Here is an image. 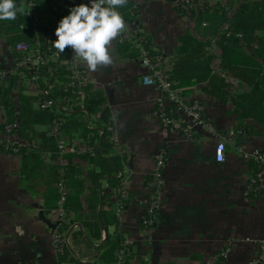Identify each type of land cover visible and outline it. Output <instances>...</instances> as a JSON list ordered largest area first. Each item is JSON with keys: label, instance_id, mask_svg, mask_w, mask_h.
I'll use <instances>...</instances> for the list:
<instances>
[{"label": "crops", "instance_id": "crops-1", "mask_svg": "<svg viewBox=\"0 0 264 264\" xmlns=\"http://www.w3.org/2000/svg\"><path fill=\"white\" fill-rule=\"evenodd\" d=\"M88 1L80 0L76 6ZM131 1L137 6L139 33L148 38L153 53L166 56V67L173 75L182 37L190 33L204 40L206 27L202 24L199 29L200 20L183 5L185 0ZM208 1L212 8L204 18L213 23L219 18L214 10L224 8L232 13L244 0ZM14 2L17 5L23 2L28 7L25 16L37 18L40 26L53 35L60 21L76 7H69L66 14L63 2L39 0L35 9L26 0ZM225 27L222 24L220 29ZM130 28L124 30L130 32ZM19 30L14 21H0V61L6 70L14 69L18 63L14 40ZM214 48V53L220 56L221 51ZM138 53V58L132 52L123 55L118 37L115 38L110 50L112 65L91 72L80 63L92 78L86 89V104L91 111L77 103L68 106L72 109L68 113L61 108L55 110L64 120L66 144H89L95 154L97 148L101 158H117L120 162L119 170L106 165L105 171L112 172L102 175L103 169L98 164L74 155L67 159L72 193L67 209L71 223L78 226L68 230L73 258L80 264H105L98 258L105 251L103 245L109 234L119 236L122 241L124 237L129 240L131 254L126 264H249L259 257V244L264 242V194L249 193L253 170L246 156L264 148V127L236 114L233 97L246 90L233 76L228 79L231 85L226 101L221 95L215 97L205 91L206 83L180 88L186 97L203 101L207 123L215 131L210 133L201 126L195 137L188 139L179 128L166 130L161 126L156 115L161 95L142 82L147 70L141 59L146 54L143 48ZM53 62L66 65L60 58ZM55 74L50 73V77L58 82ZM5 83L11 102L5 105L0 95V133L10 119H19L23 103L29 105L30 98L37 100L42 94L39 86L30 83L23 73ZM38 105L35 101L34 110H39ZM76 106L80 115L73 119ZM81 119L88 132L79 124ZM110 126H114L117 143L125 149L122 154L108 138L107 145L102 146L104 133L109 135ZM49 127L36 126V132L48 134ZM231 130L235 134L228 137L226 161L218 163L216 145ZM28 134L32 136L31 131ZM19 137L30 141L22 134ZM33 140L39 144V150H25V154L41 150V140ZM161 151L166 152L167 159L158 192L160 208L153 225L145 226L154 196L151 189L155 156ZM23 155L0 149V264H69L60 262L53 240L51 215L59 197L58 167L53 169L58 166L57 155L52 152L40 158ZM120 175L127 181L128 208L118 226L105 229L101 215L117 208ZM225 250H229L227 258L221 256Z\"/></svg>", "mask_w": 264, "mask_h": 264}, {"label": "trees", "instance_id": "trees-1", "mask_svg": "<svg viewBox=\"0 0 264 264\" xmlns=\"http://www.w3.org/2000/svg\"><path fill=\"white\" fill-rule=\"evenodd\" d=\"M29 4V0H26ZM55 2L66 3L67 9H64V13L68 14V8L72 6L71 0H53ZM39 0H37L33 9L37 8ZM134 3L128 0L127 5L120 7L117 10L120 12L125 22L128 24H136V16H134ZM186 6V5H185ZM193 16L197 15L199 18L198 27L204 28V40L197 38L190 33H187L182 37L181 44L177 50L175 63L173 67V79L177 83L178 88H187L192 86H201L206 83L205 91L211 93L213 96H223L224 101L227 100L228 89L230 88V81L228 80L231 76L236 79V82L243 86L246 90L243 94L235 95L233 97V104L235 106L236 114L242 119H251L258 125L264 127V0H244L232 13L230 10L224 8L214 10L213 13L219 14V18H215L218 22L207 21L208 18H204V15H208L210 9L206 3L202 6H186ZM180 13H183L181 7L178 8ZM32 18L22 16L14 21V25L20 29L18 36L14 40V48L20 43L35 44L40 42L42 49L46 54L57 52L52 47L51 42H54L57 38L52 32L46 28L38 25L34 27ZM225 24L224 29H220L221 25ZM52 31V30H51ZM141 38V45L145 51L146 57H153L156 53H153L149 49V41L147 37H144L141 33L138 34ZM208 36H211L209 38ZM214 40V41H212ZM214 47H217L221 54L217 56L214 53ZM69 48L65 49L63 54H60V61L66 62ZM120 51L123 55L133 53L135 58H138V50L130 43H120ZM218 61V67L215 66V62ZM55 72V76L58 80L56 82L55 77L51 78L50 73ZM35 72L29 71L27 77L30 78ZM39 79L37 85L39 89H44L50 86L51 98L55 101V107L51 110H34V102H42L43 96H39L36 100L29 99L28 103L20 107L19 120L21 121V129L19 134L28 138L29 140L40 139V151H34L30 154H25L26 151L22 152L23 157L26 158L28 155L43 156L46 152L57 153L56 142L53 138L47 136L45 133H37L36 126L39 125H51L53 120L60 118L55 110H59L64 105L69 103V100L75 101L77 98L76 90L67 88L66 75L69 74L67 66H61L60 64L49 62L47 66L40 70ZM5 82H0V95L4 98L5 105L9 106L11 100L8 97V87L5 86ZM88 101L84 102L85 108L91 111L88 106ZM76 111L71 115L73 119L80 115V112ZM11 117V116H10ZM12 118V117H11ZM62 119V118H61ZM206 119V117H205ZM63 120V119H62ZM207 120V119H206ZM14 119H10L9 122H13ZM83 126L84 131L85 122L81 119L79 123ZM66 128V125H65ZM248 128H246L247 130ZM28 131H31L32 136L30 137ZM87 131V130H86ZM85 131V132H86ZM88 132V131H87ZM109 135L104 133V140L102 146L107 145L105 139ZM107 140V141H108ZM109 147V146H108ZM57 157V156H56ZM81 158L87 159L90 163L98 164L102 167V175H109L112 171H105L106 165L112 170H119L120 162L118 159H103L100 157L96 148V154L80 156ZM249 165L253 170L250 178L256 177L259 173L264 172V164L255 160H249ZM58 167L56 182L59 180V166L53 167L54 171ZM68 171V169H67ZM70 169L67 173V177L70 176ZM101 175V176H102ZM99 178V176H97ZM55 182V183H56ZM250 183V182H249ZM250 194L263 195L264 190L256 191L254 188H249ZM71 195L69 201L71 200ZM57 200V198H56ZM123 208L127 210V200H121ZM103 228L113 225H119V218L117 217V208L114 212L105 213L102 215ZM122 248V240L119 236L107 235L103 249L104 253L100 256L99 261L105 264H117V253ZM61 263L69 264H80L73 255L69 247L64 248L59 253ZM99 264V262H98Z\"/></svg>", "mask_w": 264, "mask_h": 264}, {"label": "built area", "instance_id": "built-area-1", "mask_svg": "<svg viewBox=\"0 0 264 264\" xmlns=\"http://www.w3.org/2000/svg\"><path fill=\"white\" fill-rule=\"evenodd\" d=\"M80 0H71V4L76 6ZM37 0H29V6L33 8ZM208 0H185L183 5L186 6H204L208 4ZM88 5L91 6V0L88 1ZM211 6H208V8ZM138 14L137 6L134 5V16L136 18ZM32 23L34 27H37L39 21L33 17ZM125 28H130L131 24L126 23ZM131 31L123 30L118 36L120 43L128 42L132 44L138 51H142L141 38H139V30L137 25L134 23ZM16 51L19 54L18 63L12 70H6L0 61V82H8L11 77H14L20 73L29 74V71L35 72L29 81L32 84H37L39 79V72L42 68L47 66L51 61H57L60 58V54L52 52L46 54L42 49V44L38 41L35 44L20 43L16 45ZM73 50L69 47L68 60L66 61L67 69L69 74L67 76V88L76 90L77 98L75 101L69 100L67 105L61 107V110L65 113L71 112L75 103L80 107L84 105L86 99V89L91 84L92 78L90 74L80 66L77 59L73 58ZM166 56L163 53H156L153 57L143 56L141 59L142 66L147 70V74L143 76L142 82L144 85L156 88L160 92V98L158 100L157 118L161 126L166 130H174L179 128L188 139H193L197 134L199 127H207L210 133H214V129L205 119V106L201 99L189 98L184 95L182 90L177 87V83L173 79L171 70L166 67L167 64ZM41 95L43 101L39 103V110H51L55 107V101L51 98L50 86L42 89ZM71 104V105H69ZM69 106V107H68ZM75 107V106H74ZM77 107V106H76ZM21 129V121L19 119L13 122H7L4 125L2 133H0V149L4 152L12 154H22L23 151L27 150H39V144L36 140L26 141L20 139L19 131ZM109 139L115 145V148L120 154L125 152V149L117 143L115 136L114 126L108 128ZM235 134L233 130L229 131L226 136L218 141L215 148L216 161L218 163H224L226 161V146L228 137H232ZM48 136L53 138L57 144V160L59 166V180L57 182L58 189V201L56 208L52 212V224L56 227L53 231L54 246L58 253L64 248L70 247V240L68 230L75 226L71 223L70 215L67 209V202L71 194L67 177V159L74 156H86L89 154L94 155L95 149L89 144L74 143L68 145L64 138V120L56 118L51 123ZM246 158L249 160H255L264 164V148L257 150ZM155 168L152 173V197L149 204V213L144 220L145 226H151L155 220V213L159 210V198L158 192L162 186V172L166 164L167 154L165 151L159 152L155 156ZM121 185L118 191V197L116 200L117 204V217L120 219L124 212L123 203L121 200H126L127 197V181L123 175H120ZM249 188H254L256 191L264 190V172L259 173L254 178H249ZM129 240L124 237L122 241V248L117 253V264H126L127 259L131 254L129 249ZM260 255L257 259L252 260L249 264H264V242L259 244ZM229 250H225L221 253V256L227 258Z\"/></svg>", "mask_w": 264, "mask_h": 264}, {"label": "clouds", "instance_id": "clouds-1", "mask_svg": "<svg viewBox=\"0 0 264 264\" xmlns=\"http://www.w3.org/2000/svg\"><path fill=\"white\" fill-rule=\"evenodd\" d=\"M128 0H91V6L80 4L70 10L55 30L57 39L51 42L58 54L66 48L73 58L91 72L112 65V42L125 29V20L117 10ZM28 14V7L14 0H0V21H15L18 15Z\"/></svg>", "mask_w": 264, "mask_h": 264}, {"label": "water", "instance_id": "water-1", "mask_svg": "<svg viewBox=\"0 0 264 264\" xmlns=\"http://www.w3.org/2000/svg\"><path fill=\"white\" fill-rule=\"evenodd\" d=\"M52 228L55 229L56 227L54 225H52Z\"/></svg>", "mask_w": 264, "mask_h": 264}, {"label": "rangeland", "instance_id": "rangeland-1", "mask_svg": "<svg viewBox=\"0 0 264 264\" xmlns=\"http://www.w3.org/2000/svg\"><path fill=\"white\" fill-rule=\"evenodd\" d=\"M208 6H210V2H208Z\"/></svg>", "mask_w": 264, "mask_h": 264}]
</instances>
